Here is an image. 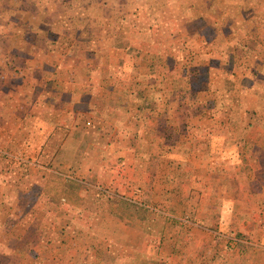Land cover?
I'll use <instances>...</instances> for the list:
<instances>
[{
    "label": "rangeland",
    "instance_id": "obj_1",
    "mask_svg": "<svg viewBox=\"0 0 264 264\" xmlns=\"http://www.w3.org/2000/svg\"><path fill=\"white\" fill-rule=\"evenodd\" d=\"M29 1L0 0V264H264V0Z\"/></svg>",
    "mask_w": 264,
    "mask_h": 264
},
{
    "label": "crops",
    "instance_id": "obj_2",
    "mask_svg": "<svg viewBox=\"0 0 264 264\" xmlns=\"http://www.w3.org/2000/svg\"><path fill=\"white\" fill-rule=\"evenodd\" d=\"M58 1H59V5L65 6L66 1H68V0H58ZM74 1H75V3H78V2H76V0H72V2H74ZM29 2L35 3V4H37V6L42 3L43 8H44L45 3L49 4V0H42V1L30 0ZM124 2H126V0H124ZM75 3H73V4H75ZM92 3L98 4V5L105 4V2H101L100 0H92ZM78 5H81V4H78ZM43 13H50V7L46 8V11H43ZM51 13L53 14L52 18L50 17V14L48 16H42V24L43 25L41 26V29H39L40 31L50 33L51 23H54V22H60V23L64 22V23H66V25H65L66 28H68L69 22L75 21L76 19H80V17L83 16V14H81L79 18H76V17H74V14H72V16L67 17V15L64 14L63 12H55V9ZM104 18L106 21L109 20L108 16H106V17L104 16ZM118 19H120V18H118ZM120 20H123V19H120Z\"/></svg>",
    "mask_w": 264,
    "mask_h": 264
}]
</instances>
